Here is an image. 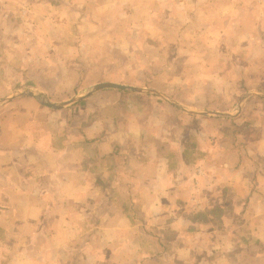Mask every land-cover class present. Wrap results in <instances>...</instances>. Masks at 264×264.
I'll list each match as a JSON object with an SVG mask.
<instances>
[{"label": "crops", "instance_id": "crops-1", "mask_svg": "<svg viewBox=\"0 0 264 264\" xmlns=\"http://www.w3.org/2000/svg\"><path fill=\"white\" fill-rule=\"evenodd\" d=\"M230 6L238 9L235 2ZM263 10L257 17L262 23ZM256 11L244 10L245 18L253 20ZM57 51L51 54L58 59ZM67 60L50 64L44 59L43 64L40 59L34 70L45 79H59L66 65L68 73L76 67L77 61ZM28 68L22 65L19 73L28 74ZM130 85L155 88L190 108L205 109L173 96L170 84ZM50 86L37 90L52 99ZM238 116L190 113L156 94L117 88L96 90L63 108L32 96L3 104L0 264H238L233 220L239 214L227 212L223 226L198 224L193 234L186 233L192 226L184 218L209 202L264 201V134L255 142L232 129L225 135L218 127L208 133L194 128L190 135L189 119L215 125ZM224 181L239 194L219 193ZM247 215L252 219L260 213ZM167 220L176 223L179 234L167 235L173 229ZM244 227L250 234L259 230L252 223ZM209 232L215 233L213 239L205 236ZM221 232L228 237L221 238ZM251 248L252 243L248 252Z\"/></svg>", "mask_w": 264, "mask_h": 264}, {"label": "rangeland", "instance_id": "rangeland-1", "mask_svg": "<svg viewBox=\"0 0 264 264\" xmlns=\"http://www.w3.org/2000/svg\"><path fill=\"white\" fill-rule=\"evenodd\" d=\"M234 2L238 9L230 6ZM263 4L264 0H0V98L14 87L37 90L51 85L52 99L62 102L87 85L114 81L109 80L112 77L129 84H170L173 96L194 108L236 112L248 91H264L260 85L264 84V21L257 18ZM247 9L257 10L253 20L245 18ZM56 50H60L58 59L51 54ZM40 59L43 64L44 59L50 64L75 60L71 69L77 73H68L66 65L59 79H45L34 70L42 64ZM26 63L28 74L22 76L19 68ZM252 65L257 67L253 73ZM244 107L236 121L221 119L213 125L207 119H189L190 135L194 128L203 127L208 133L218 127L225 135L232 129L255 142L264 134V99L251 98ZM197 156L201 157L190 154ZM228 184L224 181L219 193L239 194ZM262 202L223 200L219 206L209 202L205 210L186 212L184 218L192 226L186 233L193 234L198 224L223 226L226 213L236 212L238 264H264ZM251 212L260 215L248 218ZM168 222L173 229L167 235L179 234L176 223ZM245 222L259 230L250 234ZM214 234L205 236L213 239ZM220 235L228 237L224 232Z\"/></svg>", "mask_w": 264, "mask_h": 264}, {"label": "water", "instance_id": "water-1", "mask_svg": "<svg viewBox=\"0 0 264 264\" xmlns=\"http://www.w3.org/2000/svg\"><path fill=\"white\" fill-rule=\"evenodd\" d=\"M103 88H117V89H124V90H130L135 92H141V93H153L156 94L162 98H165L166 100H169L174 105L190 112V113H200L205 115H214V116H223V117H233L235 115H238V113L242 110L244 103L251 97H261L264 98V91L260 90H250L248 91L239 101L237 104V108L234 111H213V110H202V109H193L189 106L183 105L182 103L178 102L176 99H174L171 96H168L167 94L161 92L158 89L151 88V87H140V86H134L130 84H125L121 82H115V81H100L97 83H93L86 87L83 91L76 94L74 97H72L69 100L62 101V102H56L52 100L49 96H47L45 93L31 88H20L12 91L7 96L0 99V106L3 104L9 102L13 98L17 96H32L37 98L41 103L52 107V108H63L69 105H72L74 103H77L81 101L83 98H85L90 93L103 89Z\"/></svg>", "mask_w": 264, "mask_h": 264}]
</instances>
